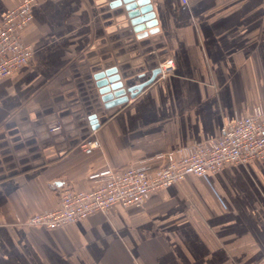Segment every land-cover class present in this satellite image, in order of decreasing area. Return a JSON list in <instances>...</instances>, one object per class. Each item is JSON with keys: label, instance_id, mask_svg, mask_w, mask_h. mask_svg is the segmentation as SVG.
<instances>
[{"label": "crops", "instance_id": "1", "mask_svg": "<svg viewBox=\"0 0 264 264\" xmlns=\"http://www.w3.org/2000/svg\"><path fill=\"white\" fill-rule=\"evenodd\" d=\"M19 1L0 0V19ZM113 1L36 0L24 32L33 60L0 78V264H257L264 158L186 176L140 205L62 227L25 224L63 189L89 188L92 172L208 140L224 122L264 109V0H150L156 24L141 37ZM121 24L153 42L151 70L166 57L174 70L96 114L95 129L70 128V112L85 102L76 77L100 98L93 74L116 66ZM57 119L62 128L52 130ZM92 138L98 146L84 152Z\"/></svg>", "mask_w": 264, "mask_h": 264}, {"label": "built area", "instance_id": "2", "mask_svg": "<svg viewBox=\"0 0 264 264\" xmlns=\"http://www.w3.org/2000/svg\"><path fill=\"white\" fill-rule=\"evenodd\" d=\"M35 2L20 0L0 19V78L28 66L33 60V46L24 32L33 21ZM157 67L158 75H165L172 72L175 65L172 58L166 57ZM59 128V125L51 126L52 130ZM80 146L84 152H90L98 146V141L92 138ZM255 158H264V109L260 105L253 106L249 114L224 122L213 138L158 152L134 166L105 168L90 173L88 178L93 182L89 188L63 189L54 208L32 214L25 224L51 229L95 212L106 213L115 205H140L151 192L186 176H205L224 164ZM153 159L158 162L150 163ZM257 264H264V256Z\"/></svg>", "mask_w": 264, "mask_h": 264}, {"label": "rangeland", "instance_id": "3", "mask_svg": "<svg viewBox=\"0 0 264 264\" xmlns=\"http://www.w3.org/2000/svg\"><path fill=\"white\" fill-rule=\"evenodd\" d=\"M127 21V20H125ZM120 23V22H119ZM123 25H118L117 31V49H116V56L112 58L111 60L114 62V64L121 69V80L125 83V86H129L131 84L139 83L143 81V79H147L151 73V66L155 61H153L154 56H146L147 53H145V50L152 47L151 41L148 40H140L136 41L134 37L130 33V27L125 28ZM32 36V35H31ZM28 40L30 41V35L28 37ZM154 48V47H153ZM153 55H156L155 53H152ZM157 56V55H156ZM159 62H157L158 64ZM157 66V65H156ZM79 74V73H78ZM82 74H79L78 77H76L77 83H80V87H83L81 89L83 94V100L84 105L76 106V110L74 112H70L69 116L72 118L69 122L70 128L78 127L82 128L83 126H89V119L88 116L90 114H100L103 115L105 111H107L110 108H104L103 102L100 100L98 95L96 94V90H92V88H88V83L85 84V82L82 81ZM144 79V80H145ZM95 88V87H94ZM75 91V90H74ZM77 93V90H76ZM122 105V104H120ZM120 105L114 106L112 108H116ZM75 107V106H74ZM59 125L60 128H62V123L60 120H54L52 123V126ZM59 128V129H60ZM88 141V140H87Z\"/></svg>", "mask_w": 264, "mask_h": 264}, {"label": "water", "instance_id": "4", "mask_svg": "<svg viewBox=\"0 0 264 264\" xmlns=\"http://www.w3.org/2000/svg\"><path fill=\"white\" fill-rule=\"evenodd\" d=\"M111 5H123L127 17H129V23L139 37L152 32L151 27L156 24V18L150 0H114ZM158 69V67H154L147 79L129 86H125V83L121 80L116 66L96 71L93 78L104 108L108 109L124 104L136 96L144 85H148L156 78L159 73ZM88 119L91 128L95 129L98 126L96 115L90 114Z\"/></svg>", "mask_w": 264, "mask_h": 264}, {"label": "flooded vegetation", "instance_id": "5", "mask_svg": "<svg viewBox=\"0 0 264 264\" xmlns=\"http://www.w3.org/2000/svg\"><path fill=\"white\" fill-rule=\"evenodd\" d=\"M136 84V83H135Z\"/></svg>", "mask_w": 264, "mask_h": 264}]
</instances>
